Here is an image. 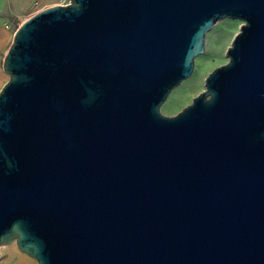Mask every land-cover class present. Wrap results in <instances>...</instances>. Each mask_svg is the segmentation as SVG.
Instances as JSON below:
<instances>
[{
    "label": "water",
    "instance_id": "1",
    "mask_svg": "<svg viewBox=\"0 0 264 264\" xmlns=\"http://www.w3.org/2000/svg\"><path fill=\"white\" fill-rule=\"evenodd\" d=\"M244 23L193 102L207 34ZM0 90V255L264 264V0H70L22 22Z\"/></svg>",
    "mask_w": 264,
    "mask_h": 264
},
{
    "label": "rangeland",
    "instance_id": "2",
    "mask_svg": "<svg viewBox=\"0 0 264 264\" xmlns=\"http://www.w3.org/2000/svg\"><path fill=\"white\" fill-rule=\"evenodd\" d=\"M70 0H0V17L3 29L8 36L2 48V64L13 41L14 33L26 19L51 6L65 5ZM244 22L239 19L225 18L219 21L207 34L206 50L196 59L193 74L176 87L161 107L166 116H175L190 105L194 98L205 90L207 76L217 67L229 61L227 50ZM6 82L9 76H5ZM4 86V84H3ZM2 86V87H3ZM1 87V88H2ZM0 88V90H1ZM0 264H38L29 255L21 252L16 243L1 248Z\"/></svg>",
    "mask_w": 264,
    "mask_h": 264
},
{
    "label": "crops",
    "instance_id": "3",
    "mask_svg": "<svg viewBox=\"0 0 264 264\" xmlns=\"http://www.w3.org/2000/svg\"><path fill=\"white\" fill-rule=\"evenodd\" d=\"M5 36H8V34L6 33V30L3 29L2 20L0 17V88L3 86V84L6 83V80H5L6 73L4 72V69H3L2 53H1L3 50L2 48L4 47L3 45L5 44V41H2V38Z\"/></svg>",
    "mask_w": 264,
    "mask_h": 264
}]
</instances>
